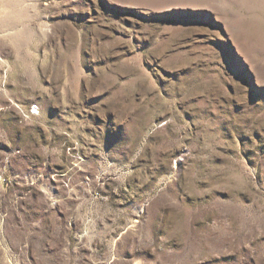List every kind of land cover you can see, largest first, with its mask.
<instances>
[{
    "label": "rangeland",
    "instance_id": "rangeland-1",
    "mask_svg": "<svg viewBox=\"0 0 264 264\" xmlns=\"http://www.w3.org/2000/svg\"><path fill=\"white\" fill-rule=\"evenodd\" d=\"M0 264H264V0H0Z\"/></svg>",
    "mask_w": 264,
    "mask_h": 264
},
{
    "label": "built area",
    "instance_id": "built-area-1",
    "mask_svg": "<svg viewBox=\"0 0 264 264\" xmlns=\"http://www.w3.org/2000/svg\"><path fill=\"white\" fill-rule=\"evenodd\" d=\"M31 112H32V114H35V113H36V112H35V111H33V110H32Z\"/></svg>",
    "mask_w": 264,
    "mask_h": 264
}]
</instances>
